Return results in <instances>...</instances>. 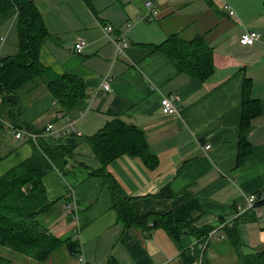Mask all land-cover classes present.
Segmentation results:
<instances>
[{
  "label": "crops",
  "instance_id": "1",
  "mask_svg": "<svg viewBox=\"0 0 264 264\" xmlns=\"http://www.w3.org/2000/svg\"><path fill=\"white\" fill-rule=\"evenodd\" d=\"M145 2L34 0L48 33L40 62L55 74L82 80L90 96L83 110L68 115L76 133L53 139L43 137L46 124L56 129L65 125L57 117L61 111L55 99L40 84L24 87L17 123L0 122V176L32 155L31 139H15L11 128L31 125L44 144L70 150L63 169L54 167L42 177L46 197L55 203L51 211L62 202L58 210L76 225L73 237L79 244L76 253L67 250L68 264H183L180 252L194 239L184 235L176 242L160 227L149 233L124 228L111 208L103 179L91 174L101 164L87 138L119 117L144 133L151 158L144 162L123 155L107 166L138 213L170 214L197 228L217 229L234 220L230 228L236 229L242 246L263 250L264 201L242 210L248 195L264 191V0H156V14L143 21ZM108 26L112 31L106 37ZM245 30L256 31L259 40L241 45ZM175 34L184 40L202 36L212 48L214 72L207 80L179 73L154 49ZM77 40L87 43L80 54L73 50ZM116 44L125 47L117 51ZM16 52V13L11 10L0 14V58ZM105 79L111 85L108 92L100 89ZM247 79L250 98L258 101L259 110L240 151ZM163 97L174 100L177 116L162 115ZM4 128L11 135L3 134ZM161 191L164 197H156ZM44 221L50 233L53 225L62 230L72 226L60 218ZM220 236L218 240L228 242L225 227L217 231ZM52 254L45 262L17 254L6 258V264H57Z\"/></svg>",
  "mask_w": 264,
  "mask_h": 264
},
{
  "label": "trees",
  "instance_id": "2",
  "mask_svg": "<svg viewBox=\"0 0 264 264\" xmlns=\"http://www.w3.org/2000/svg\"><path fill=\"white\" fill-rule=\"evenodd\" d=\"M83 1L89 3L90 0ZM11 10L16 13L17 52L0 58V122L17 123L22 111L19 93L30 84L42 85L55 99L61 113L72 116L76 111L83 110L90 96L83 81L69 73L55 74L40 62V48L48 33L34 0H0V14ZM154 49L164 53L179 73L200 82L207 80L214 72L213 50L202 36L184 40L177 34L170 35ZM250 87L249 80H245L239 127L240 151L247 143L249 122L259 110L258 101L250 98ZM20 128L40 134L28 124ZM87 142L101 164V168L91 174L103 179L109 191L111 208L124 228H139L149 233L160 227L176 242L185 233L194 239V245L205 241L213 229L197 228L176 221L170 214L138 213L131 204V198L107 171L109 163L123 155L135 156L144 162L151 159L145 135L140 129L119 117H113L88 137ZM32 150L29 158L0 176V247L45 262L64 243L69 252L76 253L75 241L56 238L40 221V217L48 216L55 205L46 197L42 177L54 167L63 169L70 150L44 144L39 138L32 141ZM239 156H243V153L240 152ZM165 193L161 191L156 197H164ZM225 231L238 264H264V249L244 254L236 229L226 226ZM190 246L182 248L180 252L183 264H194L199 257L202 264H210L208 251L201 253L196 245L192 253ZM9 262L0 255V264Z\"/></svg>",
  "mask_w": 264,
  "mask_h": 264
},
{
  "label": "built area",
  "instance_id": "3",
  "mask_svg": "<svg viewBox=\"0 0 264 264\" xmlns=\"http://www.w3.org/2000/svg\"><path fill=\"white\" fill-rule=\"evenodd\" d=\"M155 2L156 0H146V2L144 3L145 6V13L141 16V20L143 21H147L150 20L155 14H156V9H155ZM230 15L233 14L232 11L229 12ZM106 37L107 35L112 31L111 27H106ZM259 40V34L256 31L253 30H245L239 37V43L243 46H251L254 43H256ZM87 43L84 40H77L74 45H73V50L75 53L80 54L83 52V50L85 49ZM123 47H125V44L122 45V47H120L118 44H116V50L119 51L121 50ZM110 82L105 79L102 84L100 89L103 92H108L110 91ZM100 91L98 90V93ZM97 94V93H96ZM160 110L162 115L164 116H177L179 114V109L176 105V103L174 102V100L170 97H163L160 101ZM58 118H63L65 120V125L60 128V129H56L55 126L52 123H48L46 124L45 128H44V133H43V137H47L48 135H51L53 137V139H59L63 136V134H69V133H73L75 132V128H74V120L72 118H70L68 115L59 113L57 115ZM12 128V133L15 137V139L20 140L23 139L24 137H29L31 139V141H36L41 135L40 134H35V133H30L27 132L25 130L22 129H17V128ZM76 133V132H75ZM206 148H209V146H207ZM264 201V191H261L258 194H250L246 197V208L244 210H242V213L245 210H251L254 205L258 202ZM70 208V207H68ZM234 224V220H231L228 223H225L222 225V227L217 228V229H213L212 231H210L205 239L204 242L201 243H197V244H192L190 246V249L193 253V250L195 248V246L197 245V249L203 253V252H207L208 251V245L210 243V241L214 238L216 239H220V237H216V233L219 229H222L223 227H231ZM79 263H83V259L82 257H78L77 258ZM194 264H202L201 261V257H199V259L194 263Z\"/></svg>",
  "mask_w": 264,
  "mask_h": 264
},
{
  "label": "rangeland",
  "instance_id": "4",
  "mask_svg": "<svg viewBox=\"0 0 264 264\" xmlns=\"http://www.w3.org/2000/svg\"><path fill=\"white\" fill-rule=\"evenodd\" d=\"M2 131L3 134L5 133L7 136L11 135V130H8L6 128H4ZM30 132V131H27ZM31 133V132H30ZM12 137V136H11ZM7 142V139L5 140ZM62 202H58L57 205L54 207L53 211H51L52 213L49 214V216H42L40 217V221L43 223V225L45 227H49V224L46 226V224L44 223L46 220V218L48 217L49 221H53L52 223H54V221L60 218V220H64L63 223L67 224L70 223L72 226H69L67 229H55V225L52 226V231L51 234L53 236H55L56 238H59L60 240H64V239H68L69 241H74L76 238L73 237L74 234L76 233L75 229L76 225L74 227V224L71 221V216H69V214H67L65 211H59L58 208L61 207L60 204ZM63 214H65V216H61ZM61 216V217H60ZM68 219V220H67ZM61 224V223H60ZM59 223L57 224L58 226L60 225ZM51 229V228H50ZM191 240L193 241V238H191ZM77 244H79L77 242ZM229 249V250H228ZM252 249L243 247L242 251L244 254L246 253H250ZM214 252V255H211V252ZM231 251V252H230ZM67 249L65 248V243L54 253V255L52 256L54 259V262H56L57 264H68V259H66L67 256H69L70 254L67 253ZM208 252L209 253V261L212 264H238V260L235 256H233L231 253L232 250L230 249L229 243L222 241V240H218L216 238L212 239L208 245ZM0 255L5 257V258H13L17 255V253L11 251V250H6L5 248L0 247ZM71 256V255H70ZM213 256V257H212ZM74 259V258H72Z\"/></svg>",
  "mask_w": 264,
  "mask_h": 264
},
{
  "label": "water",
  "instance_id": "5",
  "mask_svg": "<svg viewBox=\"0 0 264 264\" xmlns=\"http://www.w3.org/2000/svg\"><path fill=\"white\" fill-rule=\"evenodd\" d=\"M264 61V60H263ZM185 235H186V233H185Z\"/></svg>",
  "mask_w": 264,
  "mask_h": 264
}]
</instances>
